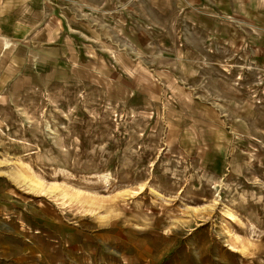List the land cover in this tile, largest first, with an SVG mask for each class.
Returning <instances> with one entry per match:
<instances>
[{"label": "rangeland", "instance_id": "obj_1", "mask_svg": "<svg viewBox=\"0 0 264 264\" xmlns=\"http://www.w3.org/2000/svg\"><path fill=\"white\" fill-rule=\"evenodd\" d=\"M42 1L39 31L66 7L85 35L0 39V192L47 233L27 264H264V0Z\"/></svg>", "mask_w": 264, "mask_h": 264}, {"label": "crops", "instance_id": "obj_2", "mask_svg": "<svg viewBox=\"0 0 264 264\" xmlns=\"http://www.w3.org/2000/svg\"><path fill=\"white\" fill-rule=\"evenodd\" d=\"M63 9L64 15L68 14L66 7H63ZM50 11V8H47L42 0H0V39L21 42V45L24 44V46L29 42L30 44L37 41L51 42L55 45L48 46L47 49L68 56L70 53L68 41L71 37H73L72 40L77 39L81 42L80 37L85 34L79 33L81 36L77 37L69 34L71 27L67 18L62 14H60L62 18L56 15L53 17L58 21L56 30L46 28L39 31L37 29L38 24L43 23L47 17L49 18ZM59 27L61 30H59ZM137 40L139 41V37H137ZM222 40L226 39L222 38ZM74 50L79 57L85 54L78 44H75ZM256 52L264 53V45L258 47ZM262 159V161L258 160V163L260 167L264 168V157ZM6 195V193L0 192V264H27L33 258L32 255H38V252L41 251V242L40 244L37 242L47 237L46 230L42 226H31L33 220H41L44 217L34 214L32 210L27 211L22 200ZM34 249L36 252H34Z\"/></svg>", "mask_w": 264, "mask_h": 264}, {"label": "built area", "instance_id": "obj_3", "mask_svg": "<svg viewBox=\"0 0 264 264\" xmlns=\"http://www.w3.org/2000/svg\"><path fill=\"white\" fill-rule=\"evenodd\" d=\"M46 3L48 2V4H53L56 0H44Z\"/></svg>", "mask_w": 264, "mask_h": 264}]
</instances>
